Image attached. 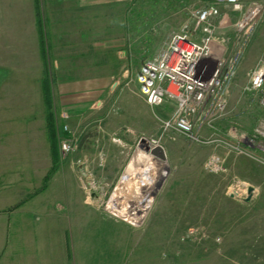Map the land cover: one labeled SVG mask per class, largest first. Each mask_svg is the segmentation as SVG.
<instances>
[{
    "label": "rangeland",
    "instance_id": "374dc122",
    "mask_svg": "<svg viewBox=\"0 0 264 264\" xmlns=\"http://www.w3.org/2000/svg\"><path fill=\"white\" fill-rule=\"evenodd\" d=\"M72 2L0 0V264H264V94L246 91L264 62V0H238L240 9L217 0H96L93 23L86 0ZM211 6L217 14L204 34L194 16ZM255 7L252 28L239 30ZM85 27L90 36H68ZM183 33L196 43L209 38L195 71L204 81L217 74L223 86L190 117L198 141L164 130L156 117L168 119L175 105L151 109L136 82L144 64ZM55 41L64 43L53 51ZM93 49L95 56L78 58ZM104 64L112 74L97 73ZM72 84L90 85L84 96L94 98L78 116L63 105ZM223 90L227 106L219 113ZM39 96L43 111L9 108ZM240 135L252 158L201 142ZM64 140L70 153L61 151ZM144 142L161 149L164 159L153 156L166 168L138 222H126L105 206L135 150H150ZM210 155L223 160L224 173L205 168ZM237 181L256 188L248 203L245 194L228 196Z\"/></svg>",
    "mask_w": 264,
    "mask_h": 264
},
{
    "label": "built area",
    "instance_id": "2783aa9c",
    "mask_svg": "<svg viewBox=\"0 0 264 264\" xmlns=\"http://www.w3.org/2000/svg\"><path fill=\"white\" fill-rule=\"evenodd\" d=\"M220 3H226L240 9L238 0H217ZM259 13V8L255 7L250 14L237 22L236 27L247 32L255 23V17ZM217 14L215 7H209L199 10L195 13L194 20L197 26H201L204 34L210 32L209 19ZM209 38L196 43L192 41L185 33L177 34L172 37L166 49L157 57L147 61L136 77L139 88V94L145 103L154 108L161 106L166 102L175 105V109L168 119L161 120L156 117L164 127V130H173L186 137L191 141H198L199 136L194 133L193 123L190 119L199 109L205 105L207 93L211 90L223 89L222 81L217 74L209 81L201 80L196 74L195 66L204 56H208L207 44ZM203 57V58H204ZM232 74H228V78ZM226 89V88H225ZM246 91L253 94H264V62H260L249 76ZM224 90L220 93L216 106L219 113H223L227 106ZM259 105L264 107V97H260ZM264 131V124L260 126ZM264 136V132L260 133ZM246 137L240 135L238 140H226L215 138L212 140H202L203 144H215L216 147L227 149L238 155H244L252 158L251 152L241 146V142ZM200 140V139H199ZM243 140V141H242ZM73 150L71 140L61 142V151L65 154ZM224 162L217 155H210L206 162L205 168L213 174L224 173ZM243 186V188H241ZM250 186L243 182L237 181L229 189L228 196L232 198L247 196V189ZM254 188V187H253ZM256 192L254 188L253 195Z\"/></svg>",
    "mask_w": 264,
    "mask_h": 264
},
{
    "label": "bare ground",
    "instance_id": "6f19581e",
    "mask_svg": "<svg viewBox=\"0 0 264 264\" xmlns=\"http://www.w3.org/2000/svg\"><path fill=\"white\" fill-rule=\"evenodd\" d=\"M141 147L150 150H135L105 206L106 211L126 222H138L140 212L148 206L166 168L164 162L153 156L160 155V150L147 142Z\"/></svg>",
    "mask_w": 264,
    "mask_h": 264
},
{
    "label": "crops",
    "instance_id": "0c3cea01",
    "mask_svg": "<svg viewBox=\"0 0 264 264\" xmlns=\"http://www.w3.org/2000/svg\"><path fill=\"white\" fill-rule=\"evenodd\" d=\"M113 0H104V3L105 4H108V3H110V2H112ZM72 3H75V0H73V2ZM89 3H90V5H89ZM86 4H88L87 5V7L85 8V11H87V12H90V15H88V16H90V17H88V18H90V20H91V23H93L94 22V17H95V13H96V11H98L99 12V9H98V3L96 2V0H86ZM99 4H100V2H99ZM80 10V8H77L76 9V12H78ZM109 16H111V13H109L108 14ZM77 18L78 17H76V18H72V20H70V25H67L64 29V31L66 32V30L68 29V28H70V27H72L73 28V26H75V23H76V20H77ZM89 28H93V26H91V27H89ZM89 28L88 27H85V29L84 28H81V30L80 29H72V31H70L69 33H68V36H70V37H75V38H77V34H79L80 35V38H82V36H83V34L85 33L87 36H90V34H89ZM82 29H84V30H82ZM83 38H84V36H83ZM64 42H62V43H60V45H57V43H56V41H55V45H53L54 46V50L53 51H55V49H56V47L58 46V47H62V44H63ZM96 42H92V43H85L84 41L81 43V45L82 46H93L94 44H95ZM120 44V43H119ZM118 44V45H119ZM71 45V48L73 49V48H78L79 46H80V44H73V42L70 44ZM121 45V44H120ZM124 45V43L122 42V46ZM81 53V54H80ZM78 54H79V56H78V58H81V59H83L84 57L88 60V59H90V57L92 56H95V54H94V49L93 50H91V51H87L86 53H84V52H82V51H79L78 52ZM100 60H98L97 62L96 61H94V60H92V62H91V64H95V63H98ZM104 61V60H103ZM78 62H80V61H78ZM101 63L103 64V62L101 61ZM105 63V62H104ZM95 67H96V64H95ZM100 66H98L97 65V68H99ZM117 66H115V70L117 69L116 68ZM89 70L90 69H88L87 71L89 72ZM94 73L96 72V68H94ZM98 72L97 73H100V74H112L113 73V70H112V68H111V65L110 64H104V65H102V67L100 68V70H97ZM92 87L93 88H95V84H93L92 85ZM86 91L84 90V88H83V86H80V85H78V84H72L71 85V94H70V96H68V97H66L67 99H66V102H64V104L63 105H67L69 108H71V109H74L75 110V114L76 115H74V116H78L79 115V110H81L84 106H88V105H92V104H90L92 101H93V99L94 98H92V97H88V96H84L85 94L87 95L88 94V92H89V89H91V86L90 85H88L86 88ZM33 90H35V88H30L29 90H26V94H27V92H31V91H33ZM94 89H92L91 91H93ZM84 91L86 92V93H84ZM90 91V92H91ZM41 96H39V98H38V102L36 103V104H31V103H19V102H15V103H9L10 105H9V108L11 109V111H21V112H32V110H40V111H43L44 110V108L42 107V103L40 102V100H41V98H40ZM148 106V105H147ZM148 107H150V106H148ZM151 109H152V107H150ZM11 117H13V118H11L12 120L16 117L15 115H11ZM25 117L27 118V120H33V118H35V115L33 114V113H30V114H27V115H25ZM37 117V116H36ZM34 140H37V138L36 137H33V136H31L30 137V139H29V141L30 142H32V141H34Z\"/></svg>",
    "mask_w": 264,
    "mask_h": 264
},
{
    "label": "water",
    "instance_id": "95a60500",
    "mask_svg": "<svg viewBox=\"0 0 264 264\" xmlns=\"http://www.w3.org/2000/svg\"><path fill=\"white\" fill-rule=\"evenodd\" d=\"M157 150H160V151H161V149L158 148V147H157ZM159 156H160V158L164 159V154H163L162 151H161V153H160ZM241 188H243V186H242ZM253 192H254V188H253V187H249V188L247 189V196H246V198L243 199V201H244L245 203H248V202L252 199V197H253ZM230 198H232V196H230Z\"/></svg>",
    "mask_w": 264,
    "mask_h": 264
}]
</instances>
